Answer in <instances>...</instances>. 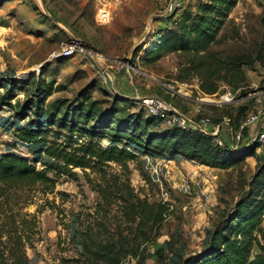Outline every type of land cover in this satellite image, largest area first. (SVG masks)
Here are the masks:
<instances>
[{
  "label": "rangeland",
  "instance_id": "374dc122",
  "mask_svg": "<svg viewBox=\"0 0 264 264\" xmlns=\"http://www.w3.org/2000/svg\"><path fill=\"white\" fill-rule=\"evenodd\" d=\"M176 1L180 10L166 15L159 0H0V156L11 152L41 169L52 160L35 153L41 147L20 141L18 129L41 130L52 141L57 122L76 108L80 115L73 120L78 128L95 125L111 111V128L130 122L122 123L128 129L124 143L136 144L129 146L136 159L126 164L128 171L110 163L104 168L106 178H124L127 173L134 193L163 204L165 211L136 255L122 259L129 264H183L207 249L213 232L250 194L251 181L264 163V145L258 144L251 157L234 167L211 171L152 143L155 137L149 140L171 127L138 109L141 97H158L187 118L209 119L212 125L229 119L236 126L258 111L259 119L264 117V0H238L211 47L223 58L236 56L242 62L244 81L239 87L220 88L234 95L223 107L214 102L216 94L199 90L197 77L183 72L189 55L156 49L159 35L176 28L185 13L196 12L205 0ZM75 42L87 52L64 56L63 49ZM116 64L122 66L118 74L113 70ZM103 70L110 79L101 78ZM146 119L150 123L145 125ZM101 144L111 146L110 137ZM72 172L75 180L56 178L54 193L43 197L52 205L37 214L40 234L26 249L29 264H102L80 255L73 222L78 214L85 219L93 213L99 199L92 183L99 176ZM185 183L188 194L179 190ZM40 198L26 211L34 213Z\"/></svg>",
  "mask_w": 264,
  "mask_h": 264
},
{
  "label": "trees",
  "instance_id": "16d2710c",
  "mask_svg": "<svg viewBox=\"0 0 264 264\" xmlns=\"http://www.w3.org/2000/svg\"><path fill=\"white\" fill-rule=\"evenodd\" d=\"M237 2L205 0L197 5L196 12L185 13L176 28L165 30L158 37L156 49L189 55L183 72L198 78L199 90L205 95L224 93L220 89L222 86L236 89L244 81L240 58H223L211 50ZM261 21L264 26V17ZM46 95H51V91L48 90ZM35 107L38 109V106ZM76 110L67 112L66 121L62 118L57 122L52 141H48L41 130L18 129L20 141L41 147L35 153H43L52 160L41 169L36 168V163L11 152L0 156V264H29L26 249L40 234L37 214L44 206L52 205L43 197L54 193L56 178L67 176L75 180L73 169H79L86 177L88 172L99 176L98 182L92 183V190L99 199L93 213L87 214L85 219L78 214L73 221L77 226L75 234L77 245L81 248L80 255L85 259L102 264H120L126 256L136 255L149 228L162 222L164 205L138 197L130 186L127 173L122 176L124 178H106L104 168L110 163L125 171L126 164L136 159L134 151L129 149L136 144L131 142L129 147L124 143L127 128L122 123L130 122H116L117 127L111 128L114 125L111 120L115 116L111 111L104 113L95 125L87 129L78 128V121L73 120L75 115H80ZM149 121L146 119L144 124H149ZM238 125L230 123L232 130ZM64 130L67 131L65 136L62 134ZM248 134V131L243 133V141L237 149L230 148L228 144L219 146L214 136L191 128L171 127L161 136H150L149 140L155 137L152 143L166 146L173 154L199 165L229 169L251 157L253 148H257L255 145L259 143L256 141L248 146ZM107 137H110L112 145L103 147L101 141ZM249 193L237 202L233 211L213 232L207 249L186 258L183 264H264V230L261 226L264 163L254 175ZM39 196L41 204L38 209L34 213L27 212V207L35 205ZM116 213L119 218L109 223ZM254 249L258 250L255 254Z\"/></svg>",
  "mask_w": 264,
  "mask_h": 264
},
{
  "label": "built area",
  "instance_id": "2783aa9c",
  "mask_svg": "<svg viewBox=\"0 0 264 264\" xmlns=\"http://www.w3.org/2000/svg\"><path fill=\"white\" fill-rule=\"evenodd\" d=\"M159 2L164 3V11L166 15L174 14L177 10H180L181 5L176 0H159ZM86 49L79 43L75 42L69 46H66L63 49L64 56H70L74 53H86ZM114 72L119 73L122 71V66L116 64L114 67ZM103 80L110 79V74L108 71H102L99 73ZM216 99L214 102L221 107L228 103H231L234 99V95L230 92H224L222 94H216ZM138 109L144 111V113L149 117L155 118H162L164 122H166L170 127H177L180 129H195L198 130L200 133L205 135H211L215 137V142L219 146H223L224 141L221 140L219 137L220 128L224 126L225 131L229 135L230 145H228L232 149H237L240 147V143L243 141V133L245 131L249 132V128L257 123L259 119L260 112L258 111L257 114H250L247 116L235 130H232L229 124V120H225L218 125H212L209 119L200 118L199 120H191L180 113L176 108L167 104L165 101L158 97L154 96H147L137 98V105ZM212 126L213 129L210 130L209 127ZM258 142L261 145H264V128H261L253 137L250 139V142ZM179 190L184 193H189V186L188 184H182ZM262 223L264 224V214L261 218ZM121 264H129L128 260H123Z\"/></svg>",
  "mask_w": 264,
  "mask_h": 264
},
{
  "label": "crops",
  "instance_id": "0c3cea01",
  "mask_svg": "<svg viewBox=\"0 0 264 264\" xmlns=\"http://www.w3.org/2000/svg\"><path fill=\"white\" fill-rule=\"evenodd\" d=\"M223 121H225V119H223ZM261 128H264V117L258 119L257 123L253 124L249 128V134L247 137L251 139V137H253ZM209 129L212 130L213 127L211 126L209 127ZM219 137L221 138L222 141H225L226 144L230 145L229 135L225 131L223 126L220 128ZM208 169L211 171H219V169H211V168H208Z\"/></svg>",
  "mask_w": 264,
  "mask_h": 264
},
{
  "label": "water",
  "instance_id": "95a60500",
  "mask_svg": "<svg viewBox=\"0 0 264 264\" xmlns=\"http://www.w3.org/2000/svg\"><path fill=\"white\" fill-rule=\"evenodd\" d=\"M252 142H250L249 144H251ZM249 144H248V146H249Z\"/></svg>",
  "mask_w": 264,
  "mask_h": 264
},
{
  "label": "bare ground",
  "instance_id": "6f19581e",
  "mask_svg": "<svg viewBox=\"0 0 264 264\" xmlns=\"http://www.w3.org/2000/svg\"><path fill=\"white\" fill-rule=\"evenodd\" d=\"M200 101V100H199Z\"/></svg>",
  "mask_w": 264,
  "mask_h": 264
}]
</instances>
